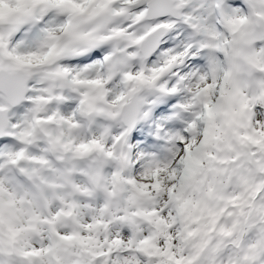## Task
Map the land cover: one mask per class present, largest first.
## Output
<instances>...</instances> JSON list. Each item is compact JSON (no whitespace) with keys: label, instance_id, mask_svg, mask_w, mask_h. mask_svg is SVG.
Returning <instances> with one entry per match:
<instances>
[{"label":"snow or ice","instance_id":"6c2138e0","mask_svg":"<svg viewBox=\"0 0 264 264\" xmlns=\"http://www.w3.org/2000/svg\"><path fill=\"white\" fill-rule=\"evenodd\" d=\"M0 264H264V0H0Z\"/></svg>","mask_w":264,"mask_h":264}]
</instances>
